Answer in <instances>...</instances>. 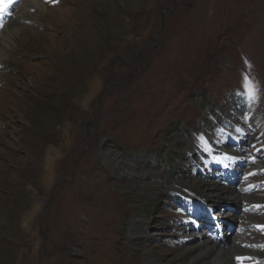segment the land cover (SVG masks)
<instances>
[{"label":"rangeland","instance_id":"rangeland-1","mask_svg":"<svg viewBox=\"0 0 264 264\" xmlns=\"http://www.w3.org/2000/svg\"><path fill=\"white\" fill-rule=\"evenodd\" d=\"M42 4L0 13V264H264V0Z\"/></svg>","mask_w":264,"mask_h":264},{"label":"bare ground","instance_id":"bare-ground-1","mask_svg":"<svg viewBox=\"0 0 264 264\" xmlns=\"http://www.w3.org/2000/svg\"><path fill=\"white\" fill-rule=\"evenodd\" d=\"M25 1L26 0H24V2ZM28 1L31 2L32 4H34L35 7H38L40 9L44 10L46 8L45 5L42 4L46 0H28ZM30 8H32V7H30ZM27 10H28L27 6L22 7L20 10V13L15 14L9 21L4 20L3 17L1 18V16H0V22L3 19V21L5 23V26L0 31V68L5 64V61L9 58L8 51L11 50L10 43L14 44V41L12 40L10 35H11V33L14 34L16 32V30L18 29V27H20V23H22L25 20V14L24 13H26ZM204 190L207 193L212 194L213 192H217L218 187L215 185H211L209 182H205L204 183ZM218 193H221V194L224 193L226 195H229V189L220 187V190L218 191ZM241 195L242 194H238V198H240ZM248 201H250V200H248ZM244 211L247 212V209L245 208ZM235 218L239 221V230L238 231H240V230H242V228L245 227V222L242 221L241 217L236 216ZM244 218H246V217H244ZM196 237L199 238L197 240L196 244L194 246H192L191 248L187 249V251H186L185 258L187 260H189L190 264H229V262H228L229 259L224 257V253H226V251H225V249H223L221 247V245L219 244V242L217 240L213 239L211 236H207L204 234H197L195 236V238ZM240 237H241V235H240ZM250 239H252V238L250 237ZM231 242H233V240ZM249 261H250V259H249ZM147 264H151L150 259L147 260Z\"/></svg>","mask_w":264,"mask_h":264},{"label":"snow or ice","instance_id":"snow-or-ice-1","mask_svg":"<svg viewBox=\"0 0 264 264\" xmlns=\"http://www.w3.org/2000/svg\"><path fill=\"white\" fill-rule=\"evenodd\" d=\"M12 0H0V13L4 12L8 6L11 4ZM246 92L250 99H255L256 97V89L252 84V81L249 79L247 75L244 77Z\"/></svg>","mask_w":264,"mask_h":264}]
</instances>
